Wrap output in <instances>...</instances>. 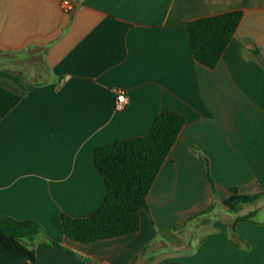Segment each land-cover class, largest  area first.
Listing matches in <instances>:
<instances>
[{
    "label": "crops",
    "instance_id": "1",
    "mask_svg": "<svg viewBox=\"0 0 264 264\" xmlns=\"http://www.w3.org/2000/svg\"><path fill=\"white\" fill-rule=\"evenodd\" d=\"M61 1L0 0V85L21 95L0 120V218L41 223L33 264H264V201L224 205L232 187L264 190V0H72L71 13ZM229 10L243 17L209 68L187 23ZM167 110L186 122L140 229L68 238L62 215L94 213L107 192L95 149ZM0 264L30 263L0 240Z\"/></svg>",
    "mask_w": 264,
    "mask_h": 264
},
{
    "label": "trees",
    "instance_id": "2",
    "mask_svg": "<svg viewBox=\"0 0 264 264\" xmlns=\"http://www.w3.org/2000/svg\"><path fill=\"white\" fill-rule=\"evenodd\" d=\"M243 17L242 10H229L193 19L187 23L193 57L209 68H214ZM6 74L5 72H3ZM21 95L0 85V120L19 102ZM186 117L179 111H162L153 119L148 133L123 138L97 147L95 164L107 186L100 207L83 217L62 215L65 235L80 243L130 234L140 229V212L149 209L148 193L162 164L174 145ZM213 185L208 160L203 158ZM231 196L224 205L239 211L252 203L264 190L244 193L231 188ZM211 207L196 216L208 212ZM246 216H238L237 219ZM40 222L5 215L0 218V240L15 257L33 264L36 250L30 241L43 233ZM49 241L66 251L71 250L55 240Z\"/></svg>",
    "mask_w": 264,
    "mask_h": 264
},
{
    "label": "built area",
    "instance_id": "3",
    "mask_svg": "<svg viewBox=\"0 0 264 264\" xmlns=\"http://www.w3.org/2000/svg\"><path fill=\"white\" fill-rule=\"evenodd\" d=\"M61 6L63 10L67 13L73 12L75 8V3L72 0H62ZM127 103V95L123 90H119L114 102V107L116 110H122L125 108Z\"/></svg>",
    "mask_w": 264,
    "mask_h": 264
},
{
    "label": "rangeland",
    "instance_id": "4",
    "mask_svg": "<svg viewBox=\"0 0 264 264\" xmlns=\"http://www.w3.org/2000/svg\"><path fill=\"white\" fill-rule=\"evenodd\" d=\"M263 201H264V195H262L261 197H259L258 199H256L254 202H263ZM254 202H252V203H254Z\"/></svg>",
    "mask_w": 264,
    "mask_h": 264
}]
</instances>
